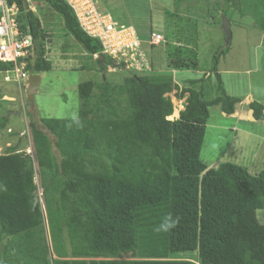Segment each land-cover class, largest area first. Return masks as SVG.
Returning <instances> with one entry per match:
<instances>
[{
	"label": "trees",
	"instance_id": "16d2710c",
	"mask_svg": "<svg viewBox=\"0 0 264 264\" xmlns=\"http://www.w3.org/2000/svg\"><path fill=\"white\" fill-rule=\"evenodd\" d=\"M8 1L17 5L20 29L33 42L27 71H50L39 19L26 0ZM40 1L61 18L89 58L97 56L101 72L104 64L120 68L80 29L63 0ZM226 1L234 6V0ZM256 7L264 13V0ZM228 52V46L218 49L211 58L217 95L211 101L198 88L211 80L207 75L190 82L198 90L178 91L171 73L149 70L126 71L129 76L119 86L78 84L82 104L76 118L40 119L54 137L58 161L49 138L30 122L33 157L11 146L0 156V264H196L171 258L193 252L198 264H264V224L241 209L221 181L236 194L263 193L264 183L244 167L222 163L208 170L201 159L209 109L219 107L229 116L240 102L227 96L217 71ZM11 67L0 63V73ZM174 90L177 100L186 94L188 99L178 120L168 121L172 104L167 95ZM35 170L45 217L41 206H34ZM43 227L51 251L40 237ZM124 253L142 259L106 260Z\"/></svg>",
	"mask_w": 264,
	"mask_h": 264
},
{
	"label": "rangeland",
	"instance_id": "374dc122",
	"mask_svg": "<svg viewBox=\"0 0 264 264\" xmlns=\"http://www.w3.org/2000/svg\"><path fill=\"white\" fill-rule=\"evenodd\" d=\"M95 1L99 11L109 13L118 24L135 30L142 41L144 62L151 74L171 73L178 91L198 90L201 86L206 93V101L217 96L214 75L209 73L211 58L218 49L229 47L228 54L220 59L217 71L227 96L240 102L229 116L221 113L219 107L209 109L201 159L208 170L216 169L222 163L244 167L264 183V13L257 9V0H234V6L226 0ZM26 2L46 33L45 60L51 63V70L34 74L39 75L41 81L31 104L27 100L26 82L16 84L10 74L0 73V156L11 146L33 157L28 128V124L33 122L49 138L52 153L58 161L60 157L54 146V137L43 128L40 119L76 118L82 104L77 94L78 84L91 81L119 86L129 72L124 67L112 68L105 64L106 71L101 72L95 63L96 58H89L66 33L57 14L40 0ZM224 12L228 15L231 32L228 44L221 28ZM152 34L160 35L163 42L148 46ZM134 67L139 69L138 65ZM205 75L211 80L198 84V88L191 85L190 82L199 81ZM176 94L174 90L167 95L172 104V114L178 111L177 117L171 121L178 120L188 99L186 94L177 100ZM3 121L5 124L1 127ZM221 182L241 209L254 213L258 222L264 224V192L236 194L228 183ZM35 183V199L41 204L45 217L36 170ZM202 192L199 184V208L204 197ZM227 203L229 201L225 205ZM46 230L43 227L44 233L40 237L44 238V244L51 251ZM50 258L55 259L52 255ZM171 258L198 264L197 252L177 254ZM141 259L137 254L124 253L119 258L106 260Z\"/></svg>",
	"mask_w": 264,
	"mask_h": 264
},
{
	"label": "built area",
	"instance_id": "2783aa9c",
	"mask_svg": "<svg viewBox=\"0 0 264 264\" xmlns=\"http://www.w3.org/2000/svg\"><path fill=\"white\" fill-rule=\"evenodd\" d=\"M63 1L73 11L80 29L98 41L102 53L113 60L116 66L137 73L148 71L141 48L142 41L132 27L122 26L109 13L99 11L95 0ZM18 13L15 3L0 0V63L11 64V70L5 74H10L16 84H21L30 76L26 67L27 60L33 54V42L29 34L21 31ZM161 42L163 39L160 35L152 34L148 46H157ZM136 65L139 69L134 67Z\"/></svg>",
	"mask_w": 264,
	"mask_h": 264
},
{
	"label": "water",
	"instance_id": "95a60500",
	"mask_svg": "<svg viewBox=\"0 0 264 264\" xmlns=\"http://www.w3.org/2000/svg\"><path fill=\"white\" fill-rule=\"evenodd\" d=\"M221 28L223 30L224 36H225V42L228 44L231 39V32H230V25L229 21L225 16L221 17ZM102 59V57H101ZM41 78L39 75H30L26 81V87H27V100L29 104L32 103L33 97L38 92V87L40 84ZM36 204V200L34 202V206ZM47 232V230H46ZM49 241V239H48Z\"/></svg>",
	"mask_w": 264,
	"mask_h": 264
},
{
	"label": "bare ground",
	"instance_id": "6f19581e",
	"mask_svg": "<svg viewBox=\"0 0 264 264\" xmlns=\"http://www.w3.org/2000/svg\"><path fill=\"white\" fill-rule=\"evenodd\" d=\"M177 114H178V111H174L173 114L169 116L167 119L171 121L177 117Z\"/></svg>",
	"mask_w": 264,
	"mask_h": 264
},
{
	"label": "clouds",
	"instance_id": "9594fccd",
	"mask_svg": "<svg viewBox=\"0 0 264 264\" xmlns=\"http://www.w3.org/2000/svg\"><path fill=\"white\" fill-rule=\"evenodd\" d=\"M24 152V151H23ZM24 154H25V152H24ZM26 156H30V155H27V154H25ZM35 200L36 199H34V202H35ZM36 202H38V200H36ZM42 209V208H41ZM42 212H43V210H42ZM44 214V213H43Z\"/></svg>",
	"mask_w": 264,
	"mask_h": 264
}]
</instances>
